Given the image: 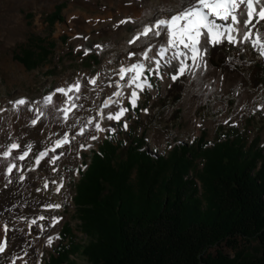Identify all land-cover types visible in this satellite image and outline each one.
<instances>
[{
  "label": "rangeland",
  "instance_id": "1",
  "mask_svg": "<svg viewBox=\"0 0 264 264\" xmlns=\"http://www.w3.org/2000/svg\"><path fill=\"white\" fill-rule=\"evenodd\" d=\"M142 1L149 4L150 1L162 3L166 0ZM179 1L180 5L164 9L163 14L181 11L186 0ZM134 2L135 0H0V100L2 99L0 107L15 103L22 98H28V103L32 105L41 97L54 96L58 93L59 87L56 86L65 78L70 84L74 85L77 82L81 84L77 79L86 73H90L94 80L104 77L105 84L107 83L110 88L118 81L120 70L129 69L132 65L123 63L125 58L130 59L139 55L136 42L143 32H140L141 27L138 22L133 20L134 12L130 7ZM58 5L61 6V18L49 24L47 16L52 14ZM155 15L157 17L149 18L143 13L140 17L149 19L146 23H151V20L159 16L157 13ZM251 31L252 39H255L256 34L264 36V22H254ZM252 39L248 41L241 39L240 42L233 44L224 38L219 44H209L208 58L212 67L222 72L228 67H234L243 75L246 82H239L226 90L219 85L206 100L200 101L194 108L198 119L195 124H192L187 116L184 104L193 64L191 56L186 55L181 61L186 66L183 75L178 70L181 62L169 66L167 80L164 79L167 69L164 61L166 54L163 58L158 56L161 63L158 73H155L157 58L149 59L144 65L143 73L147 83L141 91L136 106L132 107L131 99L124 98V108L128 109L125 115L119 121L116 120L107 126L101 139L93 140L95 146H91L88 149L90 151L83 149L77 162L64 165L61 177L67 179V190L61 198L56 190L53 192L64 205V210L56 208L62 220L58 225L56 238L54 239L50 234L43 238L37 236L38 239H42L37 244L34 234H27L31 247L23 249L16 255L13 258L14 263L46 264L60 244V233L66 224L73 227L80 244L86 241L76 216L74 203L76 184L86 165L90 163L92 152L98 149L108 135H113L116 139L127 143L133 141L132 138L134 140L142 138L141 150L158 157L166 155L171 148L180 143L188 145L202 137L203 142L210 146L221 135L230 134L234 129L242 131L245 128L248 141L256 140L264 149V55L261 54L260 46H253ZM33 41H42L45 45L52 46V49L46 62L29 70L16 60L14 55L20 53V49L25 46L34 44ZM261 44L264 45V40ZM105 61L109 62L107 69H103ZM15 67H20L28 75V79L18 71L14 73ZM173 75L177 79L173 80ZM85 82V85L88 82L94 85L90 80ZM149 84L151 87H148ZM124 87L122 84L120 90ZM246 90L252 93L243 106H239L240 97ZM91 94L96 95L94 92ZM63 96L62 93L55 96L57 100L55 99L54 109L59 111L61 107L60 111L65 110ZM108 96L110 95L102 90L100 101L105 102ZM114 98H118L117 95ZM125 124H127L126 128ZM68 141L70 144L69 138ZM10 142L12 140L8 143ZM77 145L82 149L86 143L80 141ZM195 162L197 170L202 168L201 159ZM49 240L52 241L51 244L48 243ZM223 250L229 254L234 253L231 248L224 247ZM247 251L255 253L256 243L248 246ZM70 258L74 264H88L80 251Z\"/></svg>",
  "mask_w": 264,
  "mask_h": 264
},
{
  "label": "trees",
  "instance_id": "2",
  "mask_svg": "<svg viewBox=\"0 0 264 264\" xmlns=\"http://www.w3.org/2000/svg\"><path fill=\"white\" fill-rule=\"evenodd\" d=\"M60 10L47 16L49 24ZM33 43L14 55L29 70L52 49ZM246 137L245 128L234 129L210 146L201 137L156 157L141 150L142 138L108 135L76 184L86 241L64 225L46 264H74L78 251L88 264H264V149Z\"/></svg>",
  "mask_w": 264,
  "mask_h": 264
},
{
  "label": "bare ground",
  "instance_id": "3",
  "mask_svg": "<svg viewBox=\"0 0 264 264\" xmlns=\"http://www.w3.org/2000/svg\"><path fill=\"white\" fill-rule=\"evenodd\" d=\"M196 2L197 0H186L182 10L195 5ZM178 5H180L179 0H166L162 3L150 1L149 4L142 0H135L130 7L134 12L133 20L137 21V24L141 27L140 32H143L145 28H152L153 32L147 36L141 33L136 42V50L139 55L130 59L125 58V62L122 61L123 63L127 62L128 66L131 64L145 65L149 59L157 58L159 60L160 49L166 47V36H155L153 33L158 30L155 25L159 19H167L178 12L175 11L164 15V9L174 8ZM140 13L146 14L149 18L156 16V13L159 16L157 19L151 20V23H146L149 19H142ZM66 19H68V16ZM217 23L224 22L218 20ZM244 31L245 29H243L242 25L239 26V31L236 33L237 43L242 39ZM224 38L227 39L226 36L221 39ZM209 44L201 49L198 60L193 62L188 79L189 85L186 90L184 104L187 109L186 114L191 119L192 124H195L198 120L194 108L197 107L200 101L206 100L219 85H222L223 89L226 90L239 82H246L243 75L234 67H228L225 72L212 67L208 58ZM181 51L184 52V55L173 60L172 64L181 62L186 55L191 56L190 51L182 48ZM145 53H147L148 59L144 58ZM165 54L166 58H164V61L167 64V69L164 79L167 80V72L170 68L169 66L172 65L168 64L167 61L175 55V49H168ZM108 65L109 62L105 61L103 69H107ZM13 70L14 73L18 71L24 75V78L28 79V75L20 67H15ZM89 74L86 73L77 79L81 81L79 92L73 90V92L71 91L72 93L63 96L62 100L66 104V111H60L61 107L59 111L53 107L55 96H59V92L52 96L53 100L49 104L44 103L46 96L41 97L32 105L28 103V98H25L27 101L25 105L12 103L0 107V243L6 241L5 251L0 253V264H15L13 258L21 253L23 249L31 247L27 234H34L33 237L37 244L42 240L38 239L37 236L43 238V236L50 234L53 235L54 239L56 238L58 225L62 220L56 208H50L49 205L59 204L61 210L64 208L63 203L53 193L59 188L60 191L58 193L61 198L67 190V179L61 177L64 165H71L73 161L77 162L83 149L88 150L91 146H95L93 140L101 139L106 127L116 121L109 120L108 116L115 115L121 108H124V98L131 99L133 91L138 94V99L140 98L142 90L131 83V77L134 73L126 72L125 79H121L119 72L118 81L116 80L117 82L113 83L110 88L106 85L107 83L105 84L104 77L95 79L96 83L94 85H90V82L85 85V80H94ZM145 81L142 75V79L138 83L145 85L147 83ZM122 84L125 87L120 90ZM130 84L131 86H129ZM72 85L65 78L56 87L67 90ZM102 90H105L110 95L105 102L100 101ZM93 92L96 95L91 94ZM116 93H121V95H117L118 98H114ZM251 93L249 90L244 91L240 97L239 106H243ZM105 104H107V107H105ZM65 113L67 114L65 115ZM33 120H36L35 124L32 123ZM97 124L100 125V129H103L102 131L97 129ZM65 137L69 138L71 143L56 148V141ZM10 140L12 142L8 143ZM80 141H85L86 143V146L82 149H79V145H77ZM13 143L19 144L21 146L20 149L15 150L10 157L4 158L3 152ZM29 146L31 147L30 151ZM53 149L55 151H52ZM24 151L29 152L28 157L24 161L18 160L17 157L23 154ZM38 151H40L39 153L44 151L48 153V156L39 165L35 163L36 158L39 156ZM57 157L58 159H56ZM53 160H55V163L52 162ZM11 164H17L18 167L9 175L7 167ZM20 177H23V179H20ZM45 184L48 185L47 188L44 187ZM69 200H71V196H69ZM41 216L44 217L43 220L40 219ZM53 218H57L59 222L53 225ZM32 220H36L37 223L33 225ZM5 225L8 228L6 233L3 230Z\"/></svg>",
  "mask_w": 264,
  "mask_h": 264
},
{
  "label": "snow or ice",
  "instance_id": "4",
  "mask_svg": "<svg viewBox=\"0 0 264 264\" xmlns=\"http://www.w3.org/2000/svg\"><path fill=\"white\" fill-rule=\"evenodd\" d=\"M243 17V19H241ZM223 21L224 23H217V21ZM255 23L264 22V0H197L196 4L189 6L184 10H181L167 19H159L155 27L158 29L153 34L157 37L161 35L166 36V47L161 48L159 55L163 58L164 54L168 49H175V55L167 61L168 64H172V61L184 55V52L181 51V48L191 52V59L193 62L198 60V57L201 54V49L206 47L209 43L216 45L221 42V38H227L229 43H237L236 33L239 31V26L242 25L245 31L242 33L243 41H248L252 39L253 33L251 31ZM152 28H145L143 35L147 36L149 33H152ZM264 40V36L256 34L255 39H252L253 46H260L262 49L261 54L264 55V45L261 44V41ZM145 59H148L147 53L144 55ZM157 67L155 73L159 72L161 63L160 60L155 61ZM175 67V66H174ZM185 65L181 62L179 66V73L181 75L185 72ZM121 79H125V73L131 72L134 73L131 77V83L135 84L137 88L143 90L144 84L138 83L142 79L143 72L145 71V66L143 64H133L129 69H121ZM154 73V74H155ZM172 79L175 80L177 77L172 76ZM93 84L96 83L95 80L91 81ZM146 83V81H145ZM131 86V84L129 85ZM148 87H151L149 84ZM80 91V84H76L69 87L67 90L65 88L57 89V92L67 95L71 91ZM116 95H121V93H116ZM138 99V94L133 91L131 93V105L132 107L136 106ZM53 97L47 96L44 99L45 104L51 103ZM27 101L25 99H20L15 102L16 105H25ZM107 107V104H105ZM128 111L126 108H121L119 112L115 115H109V120L119 121L121 117ZM67 113H65L66 115ZM33 124L36 123V120L32 121ZM125 128L127 124L124 125ZM97 129H100V125H96ZM95 138V137H93ZM68 138L65 137L62 140L56 141V148H60L62 145L68 144ZM20 145L13 143L11 146L3 152V157H10L15 150L20 149ZM31 147L29 146V151ZM52 151H55L53 149ZM29 152L24 151L23 154L17 157L18 160L24 161L28 157ZM48 156L47 152L39 153V156L36 158L35 163L39 165L41 161ZM58 159V157L56 158ZM55 163V160L52 161ZM18 167L17 164H11L7 167V173L10 175L13 173V170ZM23 179V177H20ZM48 187L47 184L44 186ZM57 192L60 191L59 188L56 189ZM50 208H60L59 204L49 205ZM41 220L44 219L43 216L40 217ZM57 218H53V225L58 223ZM36 220H32V224L35 225ZM4 232L8 231L7 225L3 228ZM49 244L52 243L51 240L48 241ZM6 241L0 243V253L5 251Z\"/></svg>",
  "mask_w": 264,
  "mask_h": 264
}]
</instances>
